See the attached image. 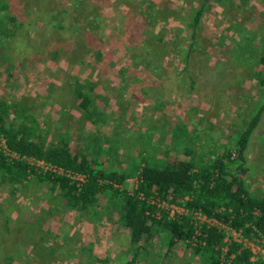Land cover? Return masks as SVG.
I'll return each mask as SVG.
<instances>
[{
  "label": "rangeland",
  "instance_id": "374dc122",
  "mask_svg": "<svg viewBox=\"0 0 264 264\" xmlns=\"http://www.w3.org/2000/svg\"><path fill=\"white\" fill-rule=\"evenodd\" d=\"M246 1L244 10L238 0L206 5L196 44L191 45V52H197L189 57L188 67L183 57L193 40L183 21L203 0H0L14 23L23 24L24 32L9 49L0 44V108L17 105V115L36 118L48 131V143L54 133L70 128L72 148L78 135L112 148L111 142L118 145L111 139L113 126H121L120 134L128 130L144 136L143 148L168 150L169 156L181 160L190 156L206 160L215 147L236 139L238 125L247 120L258 97L264 98V88L258 93L255 80L230 60L231 40L222 38L229 34L225 28L230 18L241 15L256 22V0ZM149 5L162 20L149 21ZM159 29L162 45L156 35ZM72 78L96 83L93 103L110 119L106 126L92 131L95 126L83 118L69 89ZM179 122L197 134L192 154L185 153L188 146L176 147L171 139L169 127ZM127 140L113 153L124 167L130 159L140 158L138 146ZM246 158L249 191L264 193V113ZM134 180H127L121 190L130 192ZM10 192V185L0 183V199ZM59 201L57 191L35 181L10 201L1 205L0 200V264H92L90 254L97 259L94 264H122L131 257L126 252L129 232L117 224L116 215L107 221L109 210L100 212L94 223L84 213L64 209ZM9 203L15 214H6ZM105 206L100 198L94 208L101 211ZM51 209H56L53 218L47 213ZM6 215L10 217L4 222ZM164 240L155 236L150 244L142 243L148 251L140 264H205L184 243L168 251ZM82 247L90 249L81 253ZM21 250L30 258H8Z\"/></svg>",
  "mask_w": 264,
  "mask_h": 264
},
{
  "label": "trees",
  "instance_id": "16d2710c",
  "mask_svg": "<svg viewBox=\"0 0 264 264\" xmlns=\"http://www.w3.org/2000/svg\"><path fill=\"white\" fill-rule=\"evenodd\" d=\"M213 1L215 0H203L199 9L192 15L189 14L190 19L183 21L186 28L184 31L188 32L187 30L190 29L193 40L188 53L183 57L184 64L188 67L189 57L197 52L191 51L192 46L196 44L198 26L203 18L205 7ZM238 2L241 8L246 4V0H238ZM7 8V5L0 3V44L6 45L9 49L12 41L19 36L22 37L24 32L21 30L23 24L16 25L14 17L6 12ZM147 15L149 21L162 20L161 15L152 5H149ZM60 27H62L61 24ZM236 31L234 32L238 39L234 42L232 40L230 60L237 62L243 71L249 74V78L255 80L260 93L264 88V40L261 37L257 38L256 34L248 37L244 36V32ZM156 35H158V44L162 45L161 29ZM145 36L146 33H144V40L147 41ZM93 53L101 57L97 51ZM55 54L56 52H53L54 57ZM72 79L73 83L69 84V89L78 101L83 118L97 129L106 126L110 119L93 103L96 83L89 81L80 83L77 79ZM18 108L17 105L0 108V136L5 140L8 149L20 157L42 160L72 173L86 175L87 182L79 189L64 177L37 173L24 161H9L0 149V183L10 185L11 195L26 189L33 181L38 184L46 183L51 192L57 191L64 209L84 213L94 223H98L96 219L100 212L106 213L109 210L106 220L116 215L117 224L129 232L126 252L131 257L128 260L125 259L122 264L142 262L141 258H146V251H148V246L145 247L142 243L150 244L155 236L165 239L164 243L169 251L178 243L187 245L185 242L190 239L193 231L186 219L180 222L156 220L150 215L153 212L152 207L136 197L139 193H143L146 197L156 195L164 199L172 196L170 203L176 205H181L182 201L187 199L184 203L191 211H201L208 217L225 221L231 219L233 215L231 224L234 228H243L249 224L264 233V193L253 195L244 177L248 173L246 150L264 113V98L258 97L255 106L250 109L247 120H244L242 125H238L241 130L237 133L236 139L228 142L226 146L215 147V151L210 152L206 160L197 158L198 156L181 160L169 156L168 150L158 153L156 149L143 148L140 142L144 136L141 138L140 135L129 133L128 130L120 134L118 127L121 129V126L113 125L111 139L118 143L117 147L111 142L114 147L106 148L96 138L87 141L78 135L77 141L74 140L75 147L72 148L70 142L73 138L70 128L63 133H54L48 143V131L41 129L36 118L30 120L29 115L23 113L17 115ZM16 120L19 122L16 123ZM169 128L171 139L176 143V147L177 145L188 146L185 153H194L197 134L190 133L188 126L182 122ZM161 135L163 136L164 132ZM127 138L132 139V144L138 146L140 158L130 159L129 164L124 167L113 156L123 146L121 143L130 141ZM79 140L82 142L79 143ZM105 143L109 142L105 141ZM173 148L176 150L175 147ZM157 155H162L163 159H158ZM101 157L107 161V167L100 161ZM136 177L140 181L133 195L121 190L127 180ZM100 198L105 199L107 209L104 207L101 211H96L94 206ZM53 204L57 205V202ZM11 205L9 203L10 208ZM219 209L232 210V215L226 213L219 215L216 213ZM55 210L47 211L49 217L55 215ZM256 211L259 213L258 217L253 214ZM7 218L9 219L6 217L3 221L7 222ZM37 221L39 222V218ZM249 231L251 228L245 230V233ZM207 234L206 245L193 249V252L201 257L202 263L219 264L221 235L211 230L207 231ZM88 249L90 248L82 247L79 251L83 253ZM239 249L238 245L231 246L230 253L235 254L231 264L247 263V253H239ZM21 257L30 258V254L25 255L24 250H21L8 256V258ZM88 261L92 264L97 263V259L91 254L88 256Z\"/></svg>",
  "mask_w": 264,
  "mask_h": 264
},
{
  "label": "built area",
  "instance_id": "2783aa9c",
  "mask_svg": "<svg viewBox=\"0 0 264 264\" xmlns=\"http://www.w3.org/2000/svg\"><path fill=\"white\" fill-rule=\"evenodd\" d=\"M0 149L4 156L9 161H24L30 168H34L35 172L41 174L54 175L64 177L73 183L77 188H82L87 182V176L70 171L64 170L61 167L48 164L42 160H36L33 158L20 157L18 154L11 152L3 137L0 136ZM139 178L136 177L134 180V187L130 192V195L134 194L139 183ZM136 197L146 202L152 207V213L150 215L156 220L166 219L167 221L180 222L184 219L188 220L189 225L192 227V235L185 243L189 250H193L198 247L206 245L207 231H214L218 235H221V248L219 255V264H231L235 258L234 253H230L232 245H238L240 252H246L248 255L247 263L245 264H264V233L246 224L243 228H234L231 224L233 215L231 210L225 211L219 209L216 211L217 214H231V219L225 221L224 219H218L216 217H208L201 211H191L185 205V199L181 205L170 203L172 196L164 199L160 196L146 197L143 193H139ZM154 208V209H153ZM258 217V211L253 213ZM247 234L245 230H249Z\"/></svg>",
  "mask_w": 264,
  "mask_h": 264
},
{
  "label": "crops",
  "instance_id": "0c3cea01",
  "mask_svg": "<svg viewBox=\"0 0 264 264\" xmlns=\"http://www.w3.org/2000/svg\"><path fill=\"white\" fill-rule=\"evenodd\" d=\"M245 8L246 7H243L242 9L244 10ZM227 27L225 28V31H228L229 34L225 33V35H223L222 38L223 37L224 38L228 37L231 40V42H232V40L234 42L235 39L236 40L238 39V37L236 36V33L234 32L236 30H237L236 32H244V36H248V37H252L253 34H256L257 38L261 37L264 40V0H256V22L254 20H252L251 17L250 18H243L240 15L238 18H234V17H233V19L230 18L229 19V24H228ZM251 29H253L252 32H250ZM254 43H255V41H254ZM229 44H231V43H229ZM232 46L233 45L231 44L230 48ZM95 130H97V128H93L92 129V131H95ZM14 196L15 195H13V197ZM11 197H12V195H10L9 197H7L6 195H3L2 198L0 199V200H2L1 205L3 204V202H5V199H6L7 202L10 201ZM8 208L9 209L4 208L5 211L7 212L6 214H10L8 211L13 212L15 214V211L12 210L13 206L11 208L8 206ZM6 217H8V215H6ZM12 217H11V219H12ZM13 218H15V217H13ZM11 223H15V222L11 221ZM51 226H52V229H53V225H51ZM49 229H51V228L49 227ZM60 230H61V227H60ZM64 238L67 239L69 237H64Z\"/></svg>",
  "mask_w": 264,
  "mask_h": 264
}]
</instances>
